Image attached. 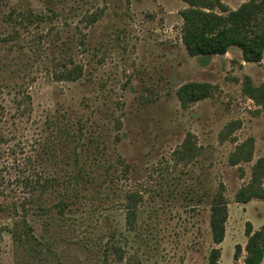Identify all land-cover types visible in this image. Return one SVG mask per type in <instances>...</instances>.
Instances as JSON below:
<instances>
[{
    "label": "rangeland",
    "instance_id": "1",
    "mask_svg": "<svg viewBox=\"0 0 264 264\" xmlns=\"http://www.w3.org/2000/svg\"><path fill=\"white\" fill-rule=\"evenodd\" d=\"M221 1L235 9L248 0ZM14 7L44 17L20 27V42L29 45L0 42L14 79L30 77L23 81L31 113L18 133L46 113L72 115L86 135L102 141L104 164L114 165L109 176L116 171L117 178L102 184L100 197L75 202L65 217H40L36 254L0 234V264H126L129 258L208 264L212 247L220 251L217 264H243L246 227L264 228V198L235 199L264 157V104L243 85L246 77L264 85V54L245 62L230 46L223 55H189L181 40L184 0H0V35L10 30L3 15ZM70 59L82 67L80 78L56 79ZM191 81L209 83V93L183 105L177 90ZM185 141L192 154L180 157ZM246 141L250 160L231 162ZM220 185L227 219L222 242L214 244L210 202ZM128 193L138 196L132 226L126 223Z\"/></svg>",
    "mask_w": 264,
    "mask_h": 264
},
{
    "label": "trees",
    "instance_id": "2",
    "mask_svg": "<svg viewBox=\"0 0 264 264\" xmlns=\"http://www.w3.org/2000/svg\"><path fill=\"white\" fill-rule=\"evenodd\" d=\"M184 1L187 7L180 13L183 20L181 40L189 55L204 58L223 55L230 46H236L243 61H261L264 54V0H248L235 9L228 8L221 0ZM43 18L42 14L30 9L18 11L12 8L3 15L10 30L0 35V42L11 47L29 45L20 42V27L27 28L29 23ZM9 64L1 55L0 234H9L26 251L36 254L41 250V242L35 235V222L40 217H65L75 202L100 197L102 184L108 178L114 182L117 176L116 171L112 178L109 176L114 165L110 162L104 164L102 141L86 135L85 124L72 115L58 117L46 113L41 120H32L18 133L23 119L31 113L32 97L23 81L24 78L30 80V77L23 76L22 81H16ZM3 72H6L4 77ZM81 74L82 67L70 59L61 63L54 77L75 81ZM209 88L210 84L206 82H187L178 88L177 97L186 105L205 98ZM243 90L254 101L264 104V85L253 86L246 77ZM4 95L9 96L8 102H5ZM249 142L237 147L230 157L231 162L250 160ZM192 150L185 141L178 154L185 157L192 154ZM102 168L106 171L104 176L99 173ZM262 180L264 157L253 165L251 180L236 192V201L264 198ZM127 197L126 223L132 226L138 196L128 193ZM226 219L227 200L220 185L210 202L209 229L214 244H219L224 238ZM245 232L247 241L243 264H259L264 257V228L252 230L247 226ZM239 253L240 245H236L235 259ZM119 257L122 258L121 253ZM219 257V249L212 247L208 264H217ZM126 264H138V260L129 258Z\"/></svg>",
    "mask_w": 264,
    "mask_h": 264
}]
</instances>
